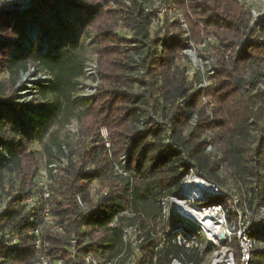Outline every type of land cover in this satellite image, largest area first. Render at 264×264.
Here are the masks:
<instances>
[{
  "label": "trees",
  "instance_id": "16d2710c",
  "mask_svg": "<svg viewBox=\"0 0 264 264\" xmlns=\"http://www.w3.org/2000/svg\"><path fill=\"white\" fill-rule=\"evenodd\" d=\"M10 1L0 0V264H34L40 256L49 264H83L89 252L167 264L181 249L168 242L156 252L147 229L132 250L122 231L156 220L160 199L178 195L190 167L223 190L214 203L224 205L230 192L254 212L264 207V88L258 85L264 21L251 26L235 0H159L179 13L159 18L142 0H30L27 7H5ZM119 25L126 32H115ZM28 26L37 27L33 38ZM81 28L94 43L97 84L78 109L73 96L86 64ZM187 41L204 44L195 50L212 61L204 87L186 65ZM30 71L49 78L34 83L30 102H20V78ZM55 111L75 115L77 139L43 198L33 180L38 154L30 147ZM37 191L32 205L25 203ZM209 198L192 205L213 204ZM45 204L60 230L43 221Z\"/></svg>",
  "mask_w": 264,
  "mask_h": 264
},
{
  "label": "built area",
  "instance_id": "2783aa9c",
  "mask_svg": "<svg viewBox=\"0 0 264 264\" xmlns=\"http://www.w3.org/2000/svg\"><path fill=\"white\" fill-rule=\"evenodd\" d=\"M15 1H21L20 3L27 7L30 0H11L5 3V7H12L11 4ZM235 2L251 16V26L258 27L264 20V0H235ZM166 9V4L158 0L157 15L160 16ZM171 9L174 11V8ZM257 19H259L258 22ZM198 45L201 48L204 44ZM101 135L106 138V131L102 130ZM200 182L209 186L210 190L205 192L199 189L198 183ZM177 194V196L162 197L160 199L159 217L150 222L148 226L141 227L138 224L124 226L122 240L125 245L132 250H136L143 239L144 232L148 229L150 235L154 238L153 249L156 252L163 244L168 242L181 249V252L170 256L167 264H251L252 251L259 242L258 237L264 233V207L254 212L246 206L245 201L237 194L230 192H227L224 205L219 203L204 207L192 205L194 201H203L206 198L224 194L223 190L217 185L197 175L193 167H190L182 178ZM48 195V192L44 189L42 197L47 198ZM33 201L34 197L30 196L26 198L25 203L32 205ZM77 201L81 203L79 198H77ZM184 207H192L197 211L207 210L209 220H199L195 218V215L189 216L184 211ZM228 209L231 212H228ZM123 214L129 215V212L124 211ZM255 214H257L256 216L259 215L263 226L256 224L254 219H251ZM42 215L43 221L52 230H60L49 214L47 204L43 207ZM115 221L116 219L110 225ZM31 233L36 236L35 244L38 246L40 243L39 230L34 228ZM195 235L198 236L200 242ZM72 242L75 241L72 240ZM70 248H73V246ZM190 253L195 255L194 259L185 258V255ZM120 256L121 254H118L115 257L108 258L89 252L82 256V262L83 264H134L130 260L121 262ZM155 258L156 256L152 258V262H155ZM61 263V259L54 262V264ZM34 264H49V262L46 257L40 256Z\"/></svg>",
  "mask_w": 264,
  "mask_h": 264
},
{
  "label": "rangeland",
  "instance_id": "374dc122",
  "mask_svg": "<svg viewBox=\"0 0 264 264\" xmlns=\"http://www.w3.org/2000/svg\"><path fill=\"white\" fill-rule=\"evenodd\" d=\"M144 6H151L153 8L157 9L158 6V0H142ZM241 8V7H240ZM166 11H169L170 16L178 15L176 9L174 11L168 8L160 15L158 16L156 13V18L161 17ZM158 12V10H157ZM176 18L182 19V16H176ZM251 16H249V19ZM257 22L259 19L256 20ZM264 21V20H263ZM157 22V20H155ZM250 24V22H249ZM182 25L185 27V24L182 23ZM36 26H28V32L31 35V38L35 35L34 31L36 30ZM115 32H126L124 26H117L116 29H114ZM188 34V28L186 29ZM85 29L81 28L80 30V36L81 40L83 42V51L86 58V64H85V74L84 76L79 80L78 89L77 92L74 94V102L75 106L78 109H82L85 107V105L88 102V98L90 97V94H92L95 90V86L97 84V75L95 72V66H96V58L94 53V43L89 39L87 35H85ZM212 43L216 42L214 38L211 37L210 40ZM200 48V45L196 44L194 41H187V45L184 48V52L189 56V61L187 62V67L191 71H197L198 77L200 83L197 85L204 87L208 83L210 84V81L208 79V76L213 71L212 61L210 62L209 59H204L198 52H196L195 48ZM49 77L42 72H39L37 75H35L32 71L25 73L20 78V84L23 86V89H21L20 92V98L17 100L20 102H30L32 100V92L34 91L33 86L34 83L37 80H47ZM260 88H264V76L260 79L258 83ZM47 100L49 101V97L47 96ZM46 101V100H45ZM76 113V112H75ZM77 129L78 124L77 120L74 114L71 115H62L60 112H53L50 116V121L47 125V128L45 132L42 134L41 139L39 142H34L30 149L35 150L38 154L37 157V173L34 177V183L36 190H40L42 188V196L44 189L47 191L46 186L51 181L50 176L52 177L55 175L56 170L58 166L66 161V158L64 156V152H66L70 146H73L77 139ZM105 130V127L99 128V133L101 135V131ZM107 136V131H106ZM105 146L106 142H105ZM60 147V148H59ZM119 161L121 164H124L126 161L125 156H120ZM117 173H122V170L118 169L116 171ZM97 184V183H96ZM95 183L91 185V192L94 193L96 190ZM94 188V190H92ZM48 192V191H47ZM38 194V195H37ZM36 196H34V199L39 196V191H37ZM49 194V193H48ZM49 196V195H48ZM221 198L219 197H211L209 198L210 203H214L217 201H220ZM205 201V200H203ZM201 201V202H203ZM1 203V202H0ZM255 214L254 218L251 217V219H254L256 224L263 226L262 221L259 218V215L256 216ZM197 240L200 242V239H198V236L195 235ZM252 260L253 264H264V241L257 242L256 246L254 247L252 251ZM257 261V263H255ZM259 262V263H258Z\"/></svg>",
  "mask_w": 264,
  "mask_h": 264
},
{
  "label": "bare ground",
  "instance_id": "6f19581e",
  "mask_svg": "<svg viewBox=\"0 0 264 264\" xmlns=\"http://www.w3.org/2000/svg\"><path fill=\"white\" fill-rule=\"evenodd\" d=\"M198 186H199V189H202L205 192H207V190L208 191L210 190L209 186H207L206 184L202 182L198 183ZM183 209L185 212L189 214V216L195 215V218H198L199 220H209V214L207 210L197 211L193 209L192 207H187V208L184 207Z\"/></svg>",
  "mask_w": 264,
  "mask_h": 264
},
{
  "label": "water",
  "instance_id": "95a60500",
  "mask_svg": "<svg viewBox=\"0 0 264 264\" xmlns=\"http://www.w3.org/2000/svg\"><path fill=\"white\" fill-rule=\"evenodd\" d=\"M21 1H15V2H12V7H14V5L13 4H15V3H17L19 6H21V7H25V6H23L21 3H20ZM5 6V5H4Z\"/></svg>",
  "mask_w": 264,
  "mask_h": 264
}]
</instances>
